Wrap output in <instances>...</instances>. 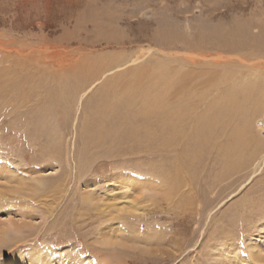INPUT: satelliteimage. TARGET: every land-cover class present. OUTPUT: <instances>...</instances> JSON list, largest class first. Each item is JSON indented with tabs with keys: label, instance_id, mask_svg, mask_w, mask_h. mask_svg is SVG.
Here are the masks:
<instances>
[{
	"label": "rangeland",
	"instance_id": "1",
	"mask_svg": "<svg viewBox=\"0 0 264 264\" xmlns=\"http://www.w3.org/2000/svg\"><path fill=\"white\" fill-rule=\"evenodd\" d=\"M0 190V264H264V0H0Z\"/></svg>",
	"mask_w": 264,
	"mask_h": 264
},
{
	"label": "bare ground",
	"instance_id": "2",
	"mask_svg": "<svg viewBox=\"0 0 264 264\" xmlns=\"http://www.w3.org/2000/svg\"><path fill=\"white\" fill-rule=\"evenodd\" d=\"M230 37V36H229ZM107 40H108V38H107ZM125 43V42H124ZM127 63V62H126ZM125 64V62L123 63V60H121V58H118V57H106L105 59H102V60H93L92 61V64H91V66L89 67V68H87V66H86V68L88 69V70H86V74H88V77L90 78V79H92L89 83H93L95 80H97V79H99V78H102L106 73H108V74H110V73H114V71H116V70H120V69H122V65H124ZM113 69H115V70H113ZM86 76V75H85ZM81 81L82 80H79L78 82H76V84L74 85V88H76V89H78V91L80 90V89H83L86 85H89V83L88 84H84V83H81ZM111 85H110V87H109V89H107V93H105V95H104V98H103V101H104V104H109L108 103V99H107V97H108V95H112V94H114L115 92H114V90L112 91V93H110V91H111V89H113V88H115L116 87V84H118L117 83V81L116 80H114L113 82H111L110 83ZM106 85H108V84H106ZM108 86H105V88H107ZM83 91V90H82ZM107 94V95H106ZM110 95V96H111ZM115 95H116V93H115ZM114 95V96H115ZM112 97V96H111ZM109 98V97H108ZM109 100H111V99H109ZM234 101V100H233ZM112 101H110V103H111ZM103 103V102H102ZM229 106H230V104H228ZM225 106V105H224ZM225 107H228L227 105L225 106ZM110 111H112V112H114L113 110H112V108L110 109ZM244 114V113H243ZM246 114V113H245ZM237 137V136H236ZM7 174H9V176L7 177V178H9V177H11L12 175H13V172L10 170L9 171V169H8V171H7ZM4 178V177H3ZM9 188V187H8ZM6 189V188H5ZM2 190V189H1ZM0 190V191H1ZM0 200H2V197H0ZM4 232H6V230L4 231ZM62 262H59V263H57V264H61ZM77 263V262H76ZM80 264H86V262H85V260L84 261H82Z\"/></svg>",
	"mask_w": 264,
	"mask_h": 264
}]
</instances>
